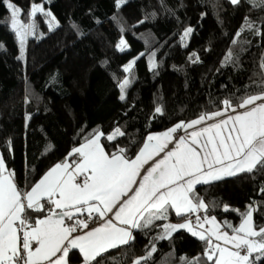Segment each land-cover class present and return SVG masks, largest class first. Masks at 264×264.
Listing matches in <instances>:
<instances>
[{
	"label": "trees",
	"instance_id": "16d2710c",
	"mask_svg": "<svg viewBox=\"0 0 264 264\" xmlns=\"http://www.w3.org/2000/svg\"><path fill=\"white\" fill-rule=\"evenodd\" d=\"M11 1L22 9L24 22L32 3H43L59 22L50 31V18L37 14V34L29 37L21 61L10 12L0 0V155L22 190L30 189L95 132L105 134L101 143L109 153L124 148L134 157L147 135L216 111L225 98L235 103L254 93L264 73V34L245 29L235 35L245 17L264 33V6L253 8L244 0L239 6L229 0H126L119 8L115 0ZM189 27L193 33L183 42ZM122 38L128 44L124 52L117 49ZM230 50L233 62L225 64ZM153 52L155 69L150 67ZM193 53L199 62H193ZM133 60L131 73H125ZM125 78L130 84L120 100L119 84ZM156 107L162 108V115ZM116 128L125 135L108 141L106 136ZM261 189L264 173L259 172L197 186L199 195L216 205L209 214L234 226L240 223L239 212L250 204L258 209L255 222L264 224ZM170 221L178 223L180 218L173 213ZM145 232L134 233L130 251L120 248L106 254L115 258L107 264H130L142 256L156 230ZM156 246L149 264H182V257H202L204 250L203 242L184 230ZM70 255L78 264L79 254L74 250Z\"/></svg>",
	"mask_w": 264,
	"mask_h": 264
},
{
	"label": "snow or ice",
	"instance_id": "6c2138e0",
	"mask_svg": "<svg viewBox=\"0 0 264 264\" xmlns=\"http://www.w3.org/2000/svg\"><path fill=\"white\" fill-rule=\"evenodd\" d=\"M115 2L119 8L126 0ZM229 2L239 6L242 0ZM244 2L253 8L264 6V0ZM3 3L19 42L18 59L23 61L29 37L37 34V14L50 18V31L58 26L56 18L42 4L32 3L28 22H24L20 7L10 0ZM245 29L257 36L264 34L248 17L236 37ZM192 31L187 28L181 40ZM236 43L233 39L232 44ZM3 47L0 44V49ZM126 47L121 39L118 50L123 52ZM154 57L153 52L152 69L156 67ZM193 57V62H199L195 53ZM224 62H233L231 50ZM134 64L135 60L128 63L124 72L131 73ZM260 67L264 69V61ZM129 84L127 78L119 84L120 100L125 99ZM256 87L257 91L236 98L235 103L225 98L216 111L147 135L131 158L124 148L106 151L101 143L105 134L95 132L27 190L18 187L14 172L0 155V264H73L70 254L74 250L79 254L78 264H107L115 258L106 254L120 248L130 251L134 233L145 230L146 235L153 230L156 234L149 239L145 253L130 264H149L157 252V242L172 239L180 230L204 244L202 257H182V264H264V224L254 220L258 209L252 204L244 212L232 209L240 215V223L234 226L210 215V208L216 205L197 192L198 185L264 173V73ZM155 112L163 114L161 107ZM180 131L185 135L177 137ZM124 135L116 128L106 139ZM170 144L174 145L171 149ZM8 147L11 150V142ZM150 161L151 166L145 168ZM224 211H229L228 206ZM30 212L43 215L33 217ZM173 213L180 222L170 221ZM92 223L96 226L90 227Z\"/></svg>",
	"mask_w": 264,
	"mask_h": 264
},
{
	"label": "crops",
	"instance_id": "0c3cea01",
	"mask_svg": "<svg viewBox=\"0 0 264 264\" xmlns=\"http://www.w3.org/2000/svg\"><path fill=\"white\" fill-rule=\"evenodd\" d=\"M208 123H211V121H209ZM189 131H191V130H189ZM181 132L182 133L180 135L178 133H176V136L179 137V136L185 135V132H183V131H181ZM173 146H174L173 144H170L169 145V149H171ZM162 156H163V153H161V156L160 157H156V159L158 160V159L162 158ZM152 163H153V161H150L149 164L145 165V168L150 167ZM142 175H143V172H142ZM95 226H96L95 223L90 224V227H95Z\"/></svg>",
	"mask_w": 264,
	"mask_h": 264
},
{
	"label": "rangeland",
	"instance_id": "374dc122",
	"mask_svg": "<svg viewBox=\"0 0 264 264\" xmlns=\"http://www.w3.org/2000/svg\"><path fill=\"white\" fill-rule=\"evenodd\" d=\"M10 2H12V3H14L13 1H11L10 0ZM42 5H43V3H41ZM53 15V14H52ZM54 16V15H53ZM55 17V16H54ZM56 18V17H55ZM55 24H58L59 25V22H58V20H57V18L55 19V22H54ZM56 27H54L53 29H55ZM52 29V30H53ZM192 33H193V31H192ZM191 33V34H192ZM191 34H190V36H191ZM190 36L189 37H187L183 42H188L189 41V38H190ZM122 39H124V38H122ZM125 40V39H124ZM126 41V40H125ZM126 44H127V42H126ZM118 49V48H117ZM128 49V44H127V47H126V49L125 50H127ZM124 52V51H123Z\"/></svg>",
	"mask_w": 264,
	"mask_h": 264
},
{
	"label": "built area",
	"instance_id": "2783aa9c",
	"mask_svg": "<svg viewBox=\"0 0 264 264\" xmlns=\"http://www.w3.org/2000/svg\"><path fill=\"white\" fill-rule=\"evenodd\" d=\"M73 159H75V157H73Z\"/></svg>",
	"mask_w": 264,
	"mask_h": 264
}]
</instances>
